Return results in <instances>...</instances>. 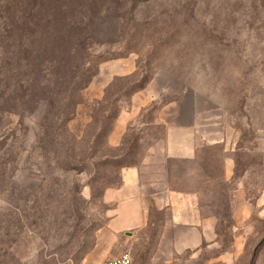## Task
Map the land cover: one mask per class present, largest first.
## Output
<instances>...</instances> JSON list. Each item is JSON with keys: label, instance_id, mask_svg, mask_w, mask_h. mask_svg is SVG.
Masks as SVG:
<instances>
[{"label": "rangeland", "instance_id": "obj_1", "mask_svg": "<svg viewBox=\"0 0 264 264\" xmlns=\"http://www.w3.org/2000/svg\"><path fill=\"white\" fill-rule=\"evenodd\" d=\"M18 1L0 0V264H79L105 192L186 106L180 185L218 219L213 255L264 264V0Z\"/></svg>", "mask_w": 264, "mask_h": 264}, {"label": "crops", "instance_id": "obj_2", "mask_svg": "<svg viewBox=\"0 0 264 264\" xmlns=\"http://www.w3.org/2000/svg\"><path fill=\"white\" fill-rule=\"evenodd\" d=\"M151 100L138 99V106ZM187 108L186 122L154 123L166 128L162 155L152 147L137 165L122 170L119 186L105 192V222L79 264H105L123 251L130 252L132 264H228V252L213 255L218 219L206 211L202 189L180 185L181 167L197 160L198 122ZM222 166L229 178L234 166L229 155ZM194 173L191 167L185 172Z\"/></svg>", "mask_w": 264, "mask_h": 264}, {"label": "trees", "instance_id": "obj_3", "mask_svg": "<svg viewBox=\"0 0 264 264\" xmlns=\"http://www.w3.org/2000/svg\"><path fill=\"white\" fill-rule=\"evenodd\" d=\"M35 2H36V0H31V4H34ZM15 5L17 7V12L19 13L21 10L24 9V7L26 6V3H25V0H20L17 3L15 2ZM32 7H33V5H32ZM34 8H35V6H34ZM28 16H30V15H28ZM14 18H15V20L18 19L17 16H16V14L14 15ZM22 20L24 22H27L26 19H23L22 18ZM6 33H7V29H6ZM19 47L22 48L23 45H21ZM2 50H3L4 54H8L9 55V54H11V52H14L15 47L13 45H11V46H5V47H2ZM17 60H19V62L17 64L18 67H24V64H26V66H28V62L26 60L21 59V58H18V57H17ZM8 72H9V74H12L13 73V70L12 69H8Z\"/></svg>", "mask_w": 264, "mask_h": 264}, {"label": "built area", "instance_id": "obj_4", "mask_svg": "<svg viewBox=\"0 0 264 264\" xmlns=\"http://www.w3.org/2000/svg\"><path fill=\"white\" fill-rule=\"evenodd\" d=\"M105 264H132L130 252L123 251L117 257L107 260Z\"/></svg>", "mask_w": 264, "mask_h": 264}]
</instances>
